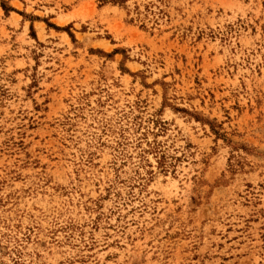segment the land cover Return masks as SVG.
Here are the masks:
<instances>
[{
    "label": "rangeland",
    "instance_id": "rangeland-1",
    "mask_svg": "<svg viewBox=\"0 0 264 264\" xmlns=\"http://www.w3.org/2000/svg\"><path fill=\"white\" fill-rule=\"evenodd\" d=\"M0 264H264V0H0Z\"/></svg>",
    "mask_w": 264,
    "mask_h": 264
}]
</instances>
